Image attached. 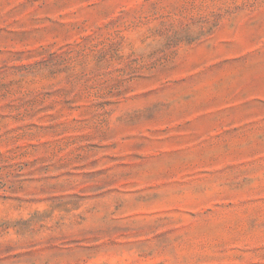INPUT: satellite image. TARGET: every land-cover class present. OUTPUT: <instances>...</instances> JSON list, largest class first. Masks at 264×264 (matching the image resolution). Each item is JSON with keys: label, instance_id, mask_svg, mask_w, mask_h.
Segmentation results:
<instances>
[{"label": "rangeland", "instance_id": "1", "mask_svg": "<svg viewBox=\"0 0 264 264\" xmlns=\"http://www.w3.org/2000/svg\"><path fill=\"white\" fill-rule=\"evenodd\" d=\"M0 264H264V0H0Z\"/></svg>", "mask_w": 264, "mask_h": 264}]
</instances>
